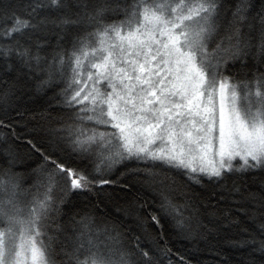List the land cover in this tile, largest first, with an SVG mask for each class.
<instances>
[{
  "label": "snow or ice",
  "instance_id": "1",
  "mask_svg": "<svg viewBox=\"0 0 264 264\" xmlns=\"http://www.w3.org/2000/svg\"><path fill=\"white\" fill-rule=\"evenodd\" d=\"M0 264H264V0H0Z\"/></svg>",
  "mask_w": 264,
  "mask_h": 264
}]
</instances>
